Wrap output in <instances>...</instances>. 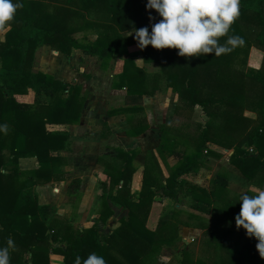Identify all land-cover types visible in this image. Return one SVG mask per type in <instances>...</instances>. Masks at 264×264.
Wrapping results in <instances>:
<instances>
[{
    "label": "trees",
    "instance_id": "16d2710c",
    "mask_svg": "<svg viewBox=\"0 0 264 264\" xmlns=\"http://www.w3.org/2000/svg\"><path fill=\"white\" fill-rule=\"evenodd\" d=\"M19 2L23 6L6 22L8 28L0 39V123L8 126L6 133H0V246L12 239L9 264H50L51 253L61 255L63 264H74L79 256L82 264L92 252L102 256L105 264H153L162 246L177 242L178 224H190L172 212L150 229L145 224L150 206L156 196L174 199L182 190L192 200L193 209L210 213L212 203L218 202L220 214L235 222L240 195L227 187L226 171L218 173L209 188L182 175L197 172L209 156H220L208 146L210 142L232 148L230 163L250 183L264 189V0H239V16L228 33L218 38L219 44L230 49L225 53L186 58L177 55L175 48L138 47L144 62L158 65L152 74L137 65L132 56L124 58L121 71L111 82L112 88L125 90L124 102L109 108L107 115L127 114V135L137 136L148 128L142 98L161 86L176 94L177 112L190 114L198 105L207 118L190 134L180 126L159 124L157 154L163 160L168 155L178 159L170 166L164 163L163 174L153 152H148L136 192L131 190L135 150L118 149L114 156L98 157L105 187L101 192L102 209L97 221L87 227L56 219L50 204L37 202L35 185L65 177V160L58 152L69 150L68 126L78 123L85 94L77 83L33 70L35 51L46 45L69 56L73 49H79L97 56L101 67H106L119 49L137 46L132 30L148 26L150 31L151 23L160 17L154 9H145L146 0ZM78 32L84 39L88 33H94L95 38L83 42L76 36ZM229 36L241 40L227 44ZM251 45L263 52L258 69L246 65ZM28 90L33 92L32 101L16 100V94ZM245 109L255 112V118L246 116ZM103 125L107 126L105 121ZM188 140L193 144L190 150L179 148ZM30 156L36 158L38 166L20 169L18 160ZM79 183V178H72L66 194H75ZM107 199L127 209V217L105 231L98 221L105 222L113 213ZM194 226L209 237L206 245L214 250L197 259L183 250L180 264H264L254 237L245 235L241 244H230L223 234L206 228L204 223L199 221Z\"/></svg>",
    "mask_w": 264,
    "mask_h": 264
},
{
    "label": "rangeland",
    "instance_id": "374dc122",
    "mask_svg": "<svg viewBox=\"0 0 264 264\" xmlns=\"http://www.w3.org/2000/svg\"><path fill=\"white\" fill-rule=\"evenodd\" d=\"M2 26L3 25L0 27ZM4 28H6L5 24ZM82 34L83 33L78 32L76 33V36L83 42L95 38L94 33H88L85 39L82 38ZM253 47L255 46L251 45L247 50V66L249 51ZM127 56H132L135 63L142 66L148 74H152L158 70V65L156 63L144 62L142 60V56L136 45L119 49L117 53L110 56L106 67H101L100 60L97 56L86 55L79 49H73L69 56H65L62 53L60 54L57 50L51 48L50 51H43L41 46L35 51L34 61L32 63L33 70H49L56 73V76L59 74V77L63 78V80L78 82L77 84L81 86V92L85 94V100L81 108L78 123L82 120L84 124L87 120L91 126H94L90 131L88 139L89 153L84 160L80 163H73L74 165L64 164L65 166H63L62 169L65 172V177H63V179L52 180L34 186L37 194V202L40 204L43 202L50 204L53 208L54 218L67 221L75 227L91 225L93 222L97 221L99 211L102 209L101 192L104 191L105 187L103 184V166L97 161L98 157L101 156L98 155V153H102V155L106 156H114L118 149L136 151L133 158L135 170L132 174L131 180V190L134 192L139 189L141 172L147 160L148 152H153L154 159L157 160L163 174L166 173L164 163L170 166L177 161L176 159L174 163L169 164L167 158L171 155H168L165 160L160 158L156 152L157 146L147 149L146 151L141 150V142L138 138H134L135 136H132L133 138H131L127 135L124 136V134H121L119 135L120 137H116V139H113L112 141H106L105 139L110 135L107 134L109 127L107 119L103 118L106 116L105 112L109 107H112L111 105H116L117 101H121V96L125 92L124 89H120L121 91L115 93L114 96H110L109 86L114 77L121 71L123 60ZM85 75H88V77L85 78ZM143 102L144 115L148 125L156 127V132H159L160 135L161 131L160 129H157L159 122L167 123L170 127L178 125L187 129L190 134L195 132L197 124H202L207 118L198 105L193 107L190 114L183 111L177 112L175 110L177 96L175 93L171 92L169 88L164 86H161L160 89L151 95H144ZM243 113L250 118H255L256 116L255 112L247 109H245ZM116 114H119L120 116L123 115L124 117H120V120H125L129 125L127 114ZM104 121L107 126L103 125ZM116 124H120V122L117 121ZM99 129L101 133L103 131V138L97 136ZM178 137L182 136H177L176 138L178 139ZM98 138H101V140ZM159 139L160 136L158 137L157 145ZM181 139L182 138H180V140ZM210 144L219 147V150L222 152L221 158L218 161H213L210 157L205 159V165L198 169L199 172L197 175L193 176V179H196L198 183L186 180L202 187L209 188L215 176L224 170L227 172V187L232 193L241 195L242 192L247 193L250 191V193H247L248 195H255L256 190L260 188L250 183V181L241 173L242 177L239 176L240 171L229 161V156L233 149L223 148L210 142L208 143V146ZM192 146V141L188 140V143L186 141L183 142L179 148H189L190 150ZM81 147L82 145L79 143H74L73 148L72 146L69 147L71 151H74L75 155L68 153L70 159L67 160H72L74 162V159L71 157L80 154L82 150ZM126 147H128V149H126ZM110 148L115 150L114 154H111L113 152ZM96 154L98 156L96 161H94ZM141 161L143 162L141 163ZM201 168H204V170ZM234 172H237L238 175ZM72 176L79 177L80 184L75 194L67 195L66 186ZM107 203L111 207L113 213L105 222L98 221L100 229L102 228L105 231L113 228L120 218L127 217V209L121 208L120 205L110 199H107ZM219 206L220 204L218 202H213L210 207V213L197 211L192 208V200L184 190L179 191L174 199L167 196H156L150 206L145 224L148 228L153 229L161 217L168 218L172 212H175L177 213V218L179 220L186 221L193 225L200 221L204 223L206 228L223 234L224 238L227 239L230 244H241L245 238V230L242 227L236 226L233 220L225 218L220 214ZM179 225L182 224H178V227ZM200 231L199 235L194 238L186 239L187 242L182 241L181 237L178 235L177 242L174 245L162 246L166 248L162 249L161 247L153 264H156L158 256L160 255L169 257L176 255L177 253V255L181 257L183 250H188L193 259L204 258L209 254L211 248L206 245L209 237L203 233V230ZM49 259L50 264H62L61 255L51 253Z\"/></svg>",
    "mask_w": 264,
    "mask_h": 264
},
{
    "label": "clouds",
    "instance_id": "9594fccd",
    "mask_svg": "<svg viewBox=\"0 0 264 264\" xmlns=\"http://www.w3.org/2000/svg\"><path fill=\"white\" fill-rule=\"evenodd\" d=\"M17 0H0V25L13 19ZM145 9H154L160 19L148 26L131 31L137 47L151 45L155 49L175 48L177 55L190 57L212 53L220 55L229 51L218 43V38L228 33L231 24L239 16V0H146ZM153 19L149 13V20ZM128 34H130L128 32ZM127 34V35H128ZM238 36H229L226 43L235 45ZM8 126L0 123V133H6ZM239 212L234 216L235 225L245 230L246 236L256 239L255 248L264 258V189H257L255 195L242 192ZM14 248L11 238L6 246H0V264H9V249ZM74 264H81L76 256ZM82 264H105L102 256L89 253Z\"/></svg>",
    "mask_w": 264,
    "mask_h": 264
},
{
    "label": "crops",
    "instance_id": "0c3cea01",
    "mask_svg": "<svg viewBox=\"0 0 264 264\" xmlns=\"http://www.w3.org/2000/svg\"><path fill=\"white\" fill-rule=\"evenodd\" d=\"M5 27L6 28H4V25L2 27H0V31L2 30L0 32V39H3L4 32L8 28V25L6 23H5ZM41 47H42L43 51H50V47H48L46 45H43ZM57 52H59L61 54L60 51H57ZM262 57H263V53L260 49H258L256 47L251 48L249 51V55H248V66L255 68V69L260 68V66L262 65ZM37 70H39V69H37ZM39 71L51 74L53 77H55L61 81H64V82L78 83L77 81L74 82V81H70V80L69 81L63 80V78L59 77V74H57V76H56V73L49 71V70H41L40 69ZM109 87H110V89H109L110 96L111 95L114 96L115 93L121 91L120 89L112 88L111 84ZM124 94H125V92L121 96V101H117L116 105H111V106L115 107V106L122 105L124 102ZM15 98L18 101L30 102L33 99V92L31 90H28V92L26 94H16ZM142 100H143V98H142ZM143 105H144V102H143ZM105 115L106 116L103 118L107 119V122L109 125L107 134L108 135L110 134L108 136V138H105L106 141H112L113 139L115 140L116 137H120L119 135H121V134H124V136L127 135V130L129 129V125L126 123L125 120H123V121L120 120V117H122L123 115L120 116L119 114H113V115L107 116V111L105 112ZM90 120H91V117H90ZM117 121H119L120 124H116ZM160 123H164V122H159L157 129H160L159 128ZM93 127L94 126H91L87 120L84 124H83V121L81 120L78 124H73V125L68 126V129L70 132L69 139L71 141L70 147L72 146V148H73L74 143H79L82 145V147H81L82 150H81L80 154H77L76 156L71 157L72 159H74V162L72 160H69V161L67 160V159H70V156H68L69 154L75 155L74 151H71V149L59 151L58 152L59 155L61 157H63L65 160L64 164L74 165L76 163H80L88 155V153H89L88 139L90 136L89 135L90 131L92 130ZM171 127H179V126L177 125V126H171ZM98 131L99 132L97 133V136L103 138L101 136L100 129ZM158 133L159 132H156V127H154L153 125H150L148 129H146L140 135L135 136L134 138H138L140 140L141 150L146 151L147 149H150V148L157 146L158 137L160 136V133H159V135H158ZM127 136H129V135H127ZM129 137L133 138L132 136H129ZM101 138H98V139L101 140ZM209 147L212 148L213 150L217 151V152H221L219 150V147L212 146L211 144L209 145ZM126 149H128V147H126ZM111 151L113 152L111 154H114L115 150L111 149ZM98 155H102V153H98ZM98 155L96 154V156L94 157V161H96V158ZM221 155H222V152H221L219 157H213V156H209V157L212 158L213 161H215V160L218 161L221 158ZM176 159H178V157L176 155H171L167 158V161L169 162V164H172L176 161ZM142 162L143 161H141V163ZM18 166L20 169H32V168H36L38 166V163H37V160L35 157H31V156L30 157H22L18 160ZM63 166H65V165H63ZM201 169L204 170V168H201ZM198 172H199V170L197 172L185 173L184 175H182V178L187 179L189 181L191 180L192 182H195V183H198L196 179H193V176L197 175ZM234 173L238 175L237 172H234ZM239 176H241L240 172H239ZM72 178H79V177H77V176L73 177L72 176ZM79 180H80V178H79ZM69 182H70V179H69ZM69 182L67 183L66 189L68 187ZM43 203L48 204L46 202H43ZM87 226H84V227H87ZM200 230H202V229L195 227L193 224H190L189 226L179 225L178 235L181 237L182 241L187 242L186 239H192L195 236L199 235V233L201 232ZM164 248H166V247H162V249H164ZM180 258L181 257L178 256L177 253H176V255H172L169 257H164L163 255H160V256H158V261L156 262V264H180Z\"/></svg>",
    "mask_w": 264,
    "mask_h": 264
}]
</instances>
